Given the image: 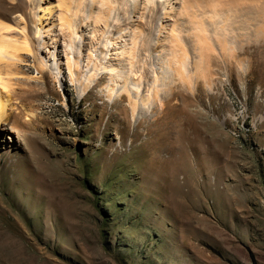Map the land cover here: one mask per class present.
Wrapping results in <instances>:
<instances>
[{"label":"rangeland","instance_id":"374dc122","mask_svg":"<svg viewBox=\"0 0 264 264\" xmlns=\"http://www.w3.org/2000/svg\"><path fill=\"white\" fill-rule=\"evenodd\" d=\"M33 1L53 7L33 36L46 66L21 53L0 91L11 108L0 123V264H264V0L186 1L196 16L211 6L233 18L245 53L230 68L213 57L209 89L178 88L189 104L171 101L169 118L182 137L156 125L159 102L131 116L106 92L110 74L85 57H102L107 35L80 25L74 66L55 0ZM136 1L130 16L143 23ZM123 40L107 44L106 65Z\"/></svg>","mask_w":264,"mask_h":264},{"label":"bare ground","instance_id":"6f19581e","mask_svg":"<svg viewBox=\"0 0 264 264\" xmlns=\"http://www.w3.org/2000/svg\"><path fill=\"white\" fill-rule=\"evenodd\" d=\"M39 1L36 0L35 4ZM186 1L176 0L171 3V0H144L139 18L145 21L134 23L130 15L137 14L136 0H55L58 12L56 19L61 28V48L73 52V65L78 66V42L82 38L78 32L80 25L91 26L89 33L92 35H107L104 40L100 38L103 41L99 44V55L103 56L97 57L95 61H91V56L85 57L87 63L92 62L93 68L110 74L108 80L112 84L105 85L106 92H114L115 96L126 99L128 108L122 107L121 112L129 110L131 116L137 113L142 117L150 107V112L154 113V105L159 102L164 108L155 119L156 125H164L167 127L166 134L178 136L182 135V130L176 121L169 118L170 111L175 110L169 103L181 100L189 104V97L180 94L178 88L209 89L213 83L212 58L217 56L225 67L230 68L232 64H243L245 53L240 44V36L233 31V18L227 19L223 13L210 11L211 6H207L208 12L200 11V15L196 16L191 9L195 4L192 3L190 8ZM7 2L9 6L4 11L19 14V19L24 21L19 27L20 20L11 18L0 8V91L9 90L13 69L24 61L20 57L21 53H32L37 70L46 66L43 59L33 54L36 50L33 36L39 38L40 30L44 29L41 19L53 12V7L45 9L39 4L34 7L33 0ZM34 8L42 13L36 19L34 14H30ZM163 19L165 24L162 23ZM18 27L23 32L22 37L14 38L11 35L12 29ZM124 33L128 34V41L123 40L120 47L113 49L117 51V56L113 63L106 65L104 59L108 52L107 44H115ZM51 55L54 56L53 52ZM68 64L67 68L70 69ZM246 66L248 69V62ZM92 76L90 74L88 78ZM88 83L89 79L82 84V90L86 89ZM117 84L119 87L114 91ZM10 109L7 100L0 97V123L6 120Z\"/></svg>","mask_w":264,"mask_h":264}]
</instances>
